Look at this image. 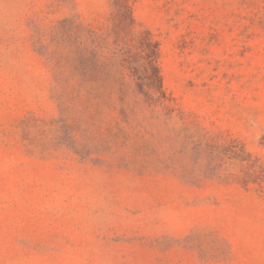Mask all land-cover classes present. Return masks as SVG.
<instances>
[{"label": "rangeland", "instance_id": "rangeland-1", "mask_svg": "<svg viewBox=\"0 0 264 264\" xmlns=\"http://www.w3.org/2000/svg\"><path fill=\"white\" fill-rule=\"evenodd\" d=\"M112 1L0 0V264H264V0H129L160 100Z\"/></svg>", "mask_w": 264, "mask_h": 264}, {"label": "trees", "instance_id": "trees-1", "mask_svg": "<svg viewBox=\"0 0 264 264\" xmlns=\"http://www.w3.org/2000/svg\"><path fill=\"white\" fill-rule=\"evenodd\" d=\"M112 34L122 64L137 79L139 90L150 100L165 96L162 76L157 63L159 47L147 29H136L129 0H113ZM90 60H85L89 63Z\"/></svg>", "mask_w": 264, "mask_h": 264}]
</instances>
